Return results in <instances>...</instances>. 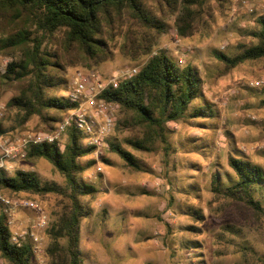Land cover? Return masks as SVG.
Segmentation results:
<instances>
[{
	"label": "rangeland",
	"instance_id": "obj_1",
	"mask_svg": "<svg viewBox=\"0 0 264 264\" xmlns=\"http://www.w3.org/2000/svg\"><path fill=\"white\" fill-rule=\"evenodd\" d=\"M261 15L264 0H212L203 14L205 25L189 36L177 34L174 14L165 15V29L153 38L150 52L141 54L131 47L126 51L122 30L112 41L108 60L89 67H67L66 84L60 86L59 96H68L79 70L94 67L103 77L123 80L129 68L139 69L163 50L178 64H191L202 78V96L192 106L203 99L213 109L208 117L169 122L167 145L157 141L151 151L133 149L125 138L136 131L114 125L108 140L129 150L140 169L126 165L108 146L89 155L96 163L83 176L100 191L88 199L92 214L80 224L78 248L83 264H264V215L257 216L243 201L216 197L210 188L211 173L216 169L222 171L221 185L230 181L225 172H231L227 164L231 150L264 169V57L228 68L215 54L217 50L233 55L254 44L253 33ZM15 58V54H0V76ZM259 80L263 83L256 85ZM15 93L0 79V122L6 128L15 125L13 112L5 106ZM21 128L42 130L35 116ZM62 140L66 142L67 134ZM14 165L6 175L17 169L33 171L42 183L67 190L64 177L43 158L17 160ZM23 195L37 200L49 219L41 231L43 251L34 261L49 264L45 252L50 241L48 228L65 198L53 193ZM35 215L32 210H17L15 225L29 226Z\"/></svg>",
	"mask_w": 264,
	"mask_h": 264
},
{
	"label": "trees",
	"instance_id": "obj_2",
	"mask_svg": "<svg viewBox=\"0 0 264 264\" xmlns=\"http://www.w3.org/2000/svg\"><path fill=\"white\" fill-rule=\"evenodd\" d=\"M211 1L0 0V54L16 55L0 76L4 86L16 91L5 104L14 114L15 125L6 128L0 122V136L14 134L13 130L24 131L21 127L34 116L42 128L36 131L52 130L76 106L67 96L57 94L60 86L66 84L67 67L78 64L89 67L108 60L112 41L122 30L126 39L123 48L127 51L131 47L146 54L151 50L153 38L165 29V15H175L177 34L186 37L205 25L203 14ZM257 22L259 28L253 33L255 43L233 55L216 50L219 61L232 68L264 57V15ZM202 87L203 80L191 64L180 65L159 50L134 75L119 80L115 88L104 89L101 97L117 105L116 129L136 131L125 138V143L135 150L151 151L157 141L167 145L169 122L213 115V109L203 104V99L192 106L195 99L201 98ZM66 134L63 149L56 143L31 145L26 149L25 159L47 160L64 177L67 190L42 183L33 171L17 169L11 176L0 171V191L6 190L10 197L53 193L65 198L48 228L50 241L45 252L49 264H83L78 248L80 224L92 214L88 199L100 191L83 176L96 163L89 158L94 148L83 143L84 136L79 130L71 127ZM108 141L110 152L116 153L129 167L140 169L129 150L116 140ZM103 161L111 164L108 158ZM227 164L231 172L225 173L230 181L221 185L222 171L216 169L211 173V192L216 197L243 201L257 216L264 215L263 167L233 150L228 153ZM9 236L10 229L2 214L0 264H34L32 246L13 244Z\"/></svg>",
	"mask_w": 264,
	"mask_h": 264
},
{
	"label": "built area",
	"instance_id": "obj_3",
	"mask_svg": "<svg viewBox=\"0 0 264 264\" xmlns=\"http://www.w3.org/2000/svg\"><path fill=\"white\" fill-rule=\"evenodd\" d=\"M138 71L137 68H129L123 78H129ZM119 78L113 76L103 77L94 69L79 70L71 82L68 98L76 106L65 113L50 131L24 130L8 136H0V171H12L14 162L26 157V149L31 145L41 143H56L64 148L62 137L66 135L68 128L79 130L84 136V144L94 148L98 154L108 146V137L115 125L117 105L102 98L104 89L117 87ZM256 81L255 84H262ZM98 170L101 168L98 166ZM28 209L36 213L35 219L29 226H16L14 213L17 210ZM5 215L6 224L10 229L9 240L11 243L21 245L29 243L35 256L42 253L41 231L48 226V217L41 209L37 200L28 197H10L0 191V215Z\"/></svg>",
	"mask_w": 264,
	"mask_h": 264
}]
</instances>
